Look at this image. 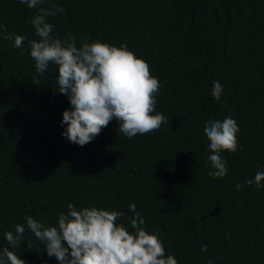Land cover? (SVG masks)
I'll return each mask as SVG.
<instances>
[{"label":"trees","instance_id":"trees-1","mask_svg":"<svg viewBox=\"0 0 264 264\" xmlns=\"http://www.w3.org/2000/svg\"><path fill=\"white\" fill-rule=\"evenodd\" d=\"M52 2L64 9L47 18L54 36L70 33L77 47L82 35L125 44L149 64L161 84L155 111L169 123L129 139L114 119L85 146L68 142L61 120L71 105L57 91L56 66L33 80L35 11L0 0V24L26 37L22 49L0 37V251L9 247L25 264H58L25 216L55 226L71 203L122 212L117 223L131 232L135 205L142 227L178 264H264V187L246 183L264 172V0ZM213 81L224 89L219 101ZM227 116L239 144L221 153L227 175L213 178L204 126ZM15 224L26 230L12 249L3 234Z\"/></svg>","mask_w":264,"mask_h":264},{"label":"clouds","instance_id":"clouds-1","mask_svg":"<svg viewBox=\"0 0 264 264\" xmlns=\"http://www.w3.org/2000/svg\"><path fill=\"white\" fill-rule=\"evenodd\" d=\"M34 10L29 21L36 39L28 41L30 58L34 61L39 83L49 65L57 69L58 92L68 97L71 110L62 113L61 124L66 125L62 136L68 142L85 146L92 142L112 120L118 122V130L131 139L160 130L169 120L157 113L156 96L161 88L158 78L151 74L149 64L138 58L125 44L119 47L80 37L77 47L76 38L70 33L60 39L53 35V24L48 17L63 13L64 9L52 0H17ZM48 7H43V5ZM0 37L12 41L13 47L22 49L26 37L10 33L0 24ZM21 55L23 52L21 51ZM224 89L213 81L211 96L219 101ZM155 113V114H154ZM240 131L231 116L205 123L204 133L208 141L207 162L211 170L208 176L224 178L228 173L227 162L221 153H235ZM206 166H208L206 164ZM264 172H256L254 179L246 183L255 185L259 190L264 187ZM244 185L236 183L237 190ZM134 213L129 223L134 231L117 221L124 216L119 211H109L96 207L77 209L67 205V213H60L55 226H46L31 216H25L27 230L44 244L49 258L55 257L58 264H178L172 255L165 254L162 241L155 234H149L142 226L145 220L129 205ZM14 230L4 232L8 246L16 249L21 245L25 234L24 224H15ZM29 242L27 247H31ZM202 246L201 251H206ZM0 264H25L23 259L9 247L0 251ZM207 264H212L208 261Z\"/></svg>","mask_w":264,"mask_h":264}]
</instances>
